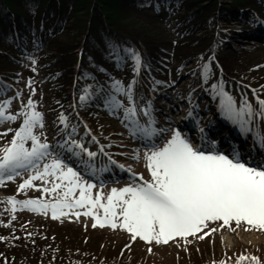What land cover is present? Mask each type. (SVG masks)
<instances>
[{"label": "trees", "instance_id": "1", "mask_svg": "<svg viewBox=\"0 0 264 264\" xmlns=\"http://www.w3.org/2000/svg\"><path fill=\"white\" fill-rule=\"evenodd\" d=\"M150 1L0 0V81L9 82L19 94L12 105L15 114L31 99L36 111L56 129L63 123L60 117L66 118L71 111L69 103L73 100L95 127L101 125V116L93 110L104 98L112 102L124 97L114 82L119 81L125 89L131 84L135 63L132 53L140 57L139 80L153 87L179 77L180 67L187 60L201 57L213 66L205 75L207 80L212 77L208 86L222 87L240 103L244 99L253 103L241 85L252 79L263 87L264 97V50L260 53L259 48H241L236 54L224 51L218 22L231 10L263 18V0H154L167 8L168 20L148 8ZM251 51L254 54L247 53ZM216 65L221 68L220 80L215 77ZM201 69V65L196 66V73ZM133 92L134 97L147 94L141 82ZM22 121L18 116L15 130ZM51 130L36 128L35 132L48 139ZM13 188L9 183L0 190L10 195ZM52 227L50 221L10 215L1 208L0 264L146 263L131 262L130 257L126 261L118 244H111L106 251L102 244L103 250H98L106 240L92 230H77L81 239L73 242L69 232L55 233ZM206 251L197 258L192 247L194 258L188 264H208L211 260ZM238 253L249 257L246 264H254L250 259L253 256L264 264L262 249L240 247ZM168 264L185 263L177 260Z\"/></svg>", "mask_w": 264, "mask_h": 264}, {"label": "snow or ice", "instance_id": "2", "mask_svg": "<svg viewBox=\"0 0 264 264\" xmlns=\"http://www.w3.org/2000/svg\"><path fill=\"white\" fill-rule=\"evenodd\" d=\"M132 56L136 62L135 71L138 72L141 63L139 54L132 53ZM209 67L208 64L204 65L205 75ZM114 87L129 102L124 115L135 125L133 135H155L157 130L153 120L149 119L148 127H145L137 119L132 85L125 89L119 81H115ZM212 88L216 90L217 85H212ZM217 95L224 117L241 132L250 131L249 126L255 117L264 119V99L256 98L258 108H253L247 99L237 107L236 101L222 87ZM11 103V100H5L0 104V122L16 121L18 116L23 117V121L15 131L10 146L3 149L0 157V185L4 184L5 179L11 181L19 176L18 170L31 168L35 170L34 174L19 184L18 191L33 188V182L40 180L50 186L37 190L45 196H53V201L9 197L6 200L11 206L8 211L15 213L18 206L19 210L43 214L50 211L51 218L55 220L67 216L74 209H86L83 214L92 216L96 221L93 227L107 225L113 229L120 228L128 232L132 240L138 238L156 244H167L176 238L186 239L198 233H203L198 238L204 239L218 231L215 227L209 229V225L216 222H221V228H232L235 223L236 227L248 225L245 231L253 228L264 230V161L252 166L243 162L236 152L229 155L214 148H195L179 130H174L163 147L156 148L153 144L151 147L154 150L145 153L150 181H143V177H140L143 181L141 184L112 188L106 197L100 192L94 196L96 185L84 182L78 170L67 166L61 158L53 159L51 163L43 165L42 171L39 170L40 161L51 154L50 145L42 142L41 137L34 133V129L44 126L42 114L36 111L31 99L24 106L27 110L22 109L14 115L6 114ZM150 108L149 105L141 110L144 116H150ZM60 119L61 122L66 120L63 116ZM0 135H7V132ZM29 141L31 147L27 148L25 144ZM260 142L264 147V137ZM66 143L79 148L89 158L96 156V153L74 140ZM119 167L123 168L122 165ZM73 214L79 218L81 212L74 211ZM232 230L235 231L234 228ZM247 259L249 257L241 255L237 264ZM250 259L254 264H260L257 257Z\"/></svg>", "mask_w": 264, "mask_h": 264}, {"label": "rangeland", "instance_id": "3", "mask_svg": "<svg viewBox=\"0 0 264 264\" xmlns=\"http://www.w3.org/2000/svg\"><path fill=\"white\" fill-rule=\"evenodd\" d=\"M262 4H264V1ZM148 7L152 11L164 15L168 20L166 7L161 3L151 1ZM218 22L221 23L220 26L225 36V40L221 44L224 51H231V53L236 54L240 53L241 48H259L258 50H260V53L264 50V37H262V34H264V20L250 18L246 13L231 10L230 14L221 15ZM172 23L173 22H171V24ZM248 25L249 27H246ZM254 52L255 51L247 53L254 54ZM249 56L250 54L246 55V57ZM198 64L205 65L207 63L203 62L200 57L189 59L184 63L185 66L181 69V75L179 77L172 78L168 84L161 89H153L150 86L149 96L143 100V105H140L134 98L139 123L148 127V121L151 119L155 122V129L160 133L158 140H155L154 143L148 144L150 141L146 139L148 137L144 134L133 135L132 129L135 125H133L130 120H126L124 115V109L130 106L125 96V101H123V97H121L117 98L112 103H109L108 99H104L100 109L97 108L93 110L95 114L101 117H111V119L107 118L106 120L103 118V127L101 128L103 132L102 135L92 131L89 121L84 117L76 116L74 121L71 120L72 125H69L68 128L64 125L61 129L53 131L48 141H45L44 137H41L42 142H46L50 145L49 151L51 154L40 161L39 170L42 171L43 165L51 163L53 159L61 158L67 166H72L74 169L78 170L84 182L96 185L93 189L94 196L97 192H100L106 197L111 193L112 188L120 189L125 186L141 184L143 181H150L151 175L147 168L145 153L154 150L151 147L153 144L156 148L163 147L167 140L171 138V134L174 130H179L182 136L188 138L191 143L194 142V139L205 137L214 131L216 132L215 136H222L227 143L231 142L236 153L242 152L243 148V158H245V160L242 158L243 162L252 166L260 165L261 155H256L252 160V152L248 153L247 151L250 150L252 146L264 151V147H262L260 143L261 138L264 137V123L258 126L257 118L259 117H255L254 122H252L255 128L249 126L250 131L241 132L236 125L227 120L220 110V97L217 95L218 91L210 92L206 90L203 84L199 83L197 80L201 76L199 75V77H197L194 75L195 72L193 69L191 71L187 70L194 68ZM132 73L134 76L138 75L137 72ZM252 82H254L252 79L245 81L242 85L243 89L248 90L250 94L254 89L260 96V91L263 90V87L255 86ZM132 87L135 89L134 85H132ZM7 89L8 88L4 87L0 82V99L2 97L3 100H11L13 102L15 91L11 89V92L8 93ZM231 96L236 101L237 107H239L238 99L233 95ZM1 101L2 100H0V104L3 103ZM120 105H123V107ZM149 105L151 106L150 116L146 117L141 110L147 108ZM255 107L258 108L257 105ZM72 109L73 112H76L75 107H72ZM180 110L181 113L178 114ZM182 116L186 118L183 122ZM186 121L192 122L193 124V131L189 136L186 134L187 131L181 130V128L186 125ZM9 122L12 123L13 121ZM68 123L70 122L68 121ZM43 125L47 128L49 121L45 119ZM5 129V121L0 122V131L3 132ZM235 132L237 133L236 138H234ZM241 135L245 136V138H240ZM96 138H98L99 141H97ZM11 140L5 143L0 138V157L3 155V149L10 146ZM73 140L78 144H83L88 151L96 153V156L94 158H89L87 154L82 153L79 148H75L70 143H66V141ZM144 140L147 141L144 142ZM100 141H109V146L113 148V152L106 153L103 150L101 151V149L107 147L108 144H100ZM57 145H63V147H58ZM25 147L30 148L31 142H27ZM225 154L231 155L228 152ZM121 165L139 172L143 177V181L132 177H126L124 174L118 178H114L120 170L121 167L119 166ZM18 171L20 175L15 176L13 180L9 181L5 179L6 184L14 182L16 186L13 187H16V189L13 190V194L5 198L3 197L4 195H2L3 192L0 191V198L2 199L0 200V209L2 207L3 209H10L11 206L6 203L9 197H15L17 200L43 198L53 201V196H45L41 191L37 190L38 188L50 186L44 184V182L40 180L33 182V188L26 189L23 192L18 191L19 184L33 175L35 170L29 168L28 170L21 169ZM21 197L22 199H20ZM104 202H106V200ZM74 211L81 212L79 218L73 214ZM85 211L86 209H74L70 211L67 216H61L59 219L55 220L51 218L50 211L47 214H43L27 209L19 210L18 206V210L15 213L8 212L10 215H28L31 219L44 222L48 220L54 225L52 229L55 233L64 235L67 231V233L69 232V235L73 237V242L79 239L77 230H92L95 234L106 240L101 243L98 250H101L102 244H104L103 248H106L105 250L102 248V250L106 251L111 244L120 245L121 243L127 242L129 246L133 245L131 256L126 257V261H128L130 257L131 262L147 258L146 261L151 260L157 262V264H168L172 261L176 263L177 259L180 261L184 256L183 262L187 263L188 257L186 253H188L187 250H189L190 247L194 248L195 257L197 258H201L203 253L207 252L206 249H208V252L211 251L215 254H221L222 252L232 253L233 250H238L241 246L264 248V230L253 228L250 231H245V228L248 227L246 224L236 227L235 223H233L232 228H221V222H216L210 224L209 229L215 227L218 231L205 236L204 239H199L198 236L203 235V233H198L197 236H189L186 239L176 238L167 244H156L154 242L147 243L138 238L132 240L131 235L120 228L113 229L106 225L105 227L97 226L94 229L92 225L96 221L92 216L84 215L83 213ZM100 211L102 216V210ZM233 228L235 231L232 230ZM209 229H205V231H209ZM92 237L91 234V238ZM206 245H208V248L205 249ZM200 248L201 253H199ZM193 258L194 256L191 257V259ZM230 258L231 257H228V259Z\"/></svg>", "mask_w": 264, "mask_h": 264}, {"label": "bare ground", "instance_id": "4", "mask_svg": "<svg viewBox=\"0 0 264 264\" xmlns=\"http://www.w3.org/2000/svg\"><path fill=\"white\" fill-rule=\"evenodd\" d=\"M262 37H264V34H262ZM235 136H237V133L235 132ZM262 156V161H264V152H259Z\"/></svg>", "mask_w": 264, "mask_h": 264}]
</instances>
